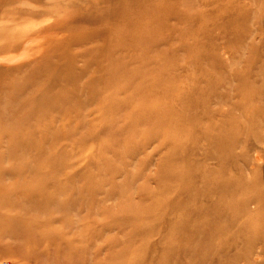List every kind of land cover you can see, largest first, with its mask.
<instances>
[{
	"label": "rangeland",
	"instance_id": "obj_1",
	"mask_svg": "<svg viewBox=\"0 0 264 264\" xmlns=\"http://www.w3.org/2000/svg\"><path fill=\"white\" fill-rule=\"evenodd\" d=\"M0 264H264V0H0Z\"/></svg>",
	"mask_w": 264,
	"mask_h": 264
},
{
	"label": "bare ground",
	"instance_id": "obj_2",
	"mask_svg": "<svg viewBox=\"0 0 264 264\" xmlns=\"http://www.w3.org/2000/svg\"><path fill=\"white\" fill-rule=\"evenodd\" d=\"M126 14H130V22L132 23V22H134V20H135V17H134V15H131V13L130 12H124V14H123V16L124 15H126ZM125 17V16H124ZM139 17H140V13H139V16H138V19H139ZM138 19L136 20V21H138ZM157 20H158V16L157 17H147L146 19H145V25H142L140 28L142 29V32H143V35L144 34H146V33H148L153 27H154V24L157 22ZM117 21H120L121 22V24L119 25V24H117L118 26H122L121 28L122 29H125L126 28V26H128L130 23L128 22V23H126L125 22V20H124V18L122 17V18H120L119 20H117ZM135 21V22H136ZM117 26V27H118ZM128 28V30L131 28V36H127V38L126 39H128L127 40V42H128V44L130 45V50H131V52H130V54H134L135 53V51H134V47H135V45H141L142 47H141V51H140V53H139V55L140 56H142V58H145V59H147V58H151V57H160V56H163V53H162V51H157L156 49H155V46H157V45H159V43L160 42H158V43H156V44H154V42H153V40L151 41L150 39H141V38H139V35H137V34H139V33H135V32H133L132 31V25L130 26V27H127ZM71 36V35H70ZM124 36V34H122V30H118V32H115V36H113L114 37V41H120V42H122L121 41V39H122V37ZM75 37V36H74ZM71 38V37H70ZM75 39V38H74ZM74 39H73V41H74ZM76 40H77V37H76ZM188 40H194V38H188ZM113 40H112V44H113V46L114 47H116V43L114 42ZM75 42V41H74ZM124 42V41H123ZM96 46V45H95ZM100 47V46H99ZM139 47V46H138ZM117 50V49H116ZM126 53H128V51H125ZM117 53L116 52V54H118V55H120V54H122V56H124V54H126V53ZM61 57V56H60ZM62 58V57H61ZM67 60V59H66ZM67 63V62H66ZM60 66V65H59ZM62 66V65H61ZM113 72V71H112ZM122 72V71H121ZM118 73V72H117ZM32 75V74H31ZM81 75V74H80ZM121 76H113V79H114V82L115 83H118V80H117V78H120ZM50 79H51V76H50ZM47 80V79H46ZM54 80V79H53ZM62 80H64V78H62ZM48 81H51V80H48ZM56 81V80H55ZM117 85V84H116ZM116 85H113V86H116ZM86 90V89H85ZM31 92V91H30ZM107 97V96H106ZM98 100V99H97ZM126 102V101H125ZM182 102V101H181ZM184 104V103H183ZM83 105V104H82ZM40 114V113H39ZM28 115V117H30L32 114H30V113H28L27 114ZM5 124H9V121H7V122H4ZM35 128H37L38 129V127H35ZM28 130H30V128H27L25 131H28ZM32 131V130H31ZM104 166V165H103ZM196 168V167H195ZM170 169V168H169ZM216 177V176H215ZM203 189V188H202ZM141 198V197H140ZM143 198V197H142ZM228 208V207H227ZM207 213V212H206ZM200 218H202V217H200ZM214 218V217H213Z\"/></svg>",
	"mask_w": 264,
	"mask_h": 264
}]
</instances>
